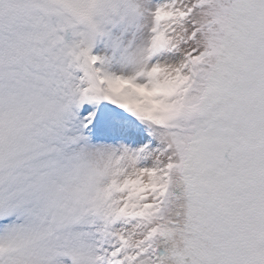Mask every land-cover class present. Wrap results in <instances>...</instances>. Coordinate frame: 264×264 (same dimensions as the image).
<instances>
[{"label":"snow or ice","instance_id":"1","mask_svg":"<svg viewBox=\"0 0 264 264\" xmlns=\"http://www.w3.org/2000/svg\"><path fill=\"white\" fill-rule=\"evenodd\" d=\"M0 264H264V0H0Z\"/></svg>","mask_w":264,"mask_h":264}]
</instances>
